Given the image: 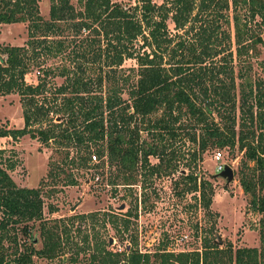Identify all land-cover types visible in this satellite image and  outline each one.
Listing matches in <instances>:
<instances>
[{"label": "trees", "instance_id": "obj_1", "mask_svg": "<svg viewBox=\"0 0 264 264\" xmlns=\"http://www.w3.org/2000/svg\"><path fill=\"white\" fill-rule=\"evenodd\" d=\"M48 1L44 19L38 0H0V23L26 22L27 36L22 45L0 48V95H18L23 121L20 128L0 126V137L27 135L62 151L58 160L48 159L37 186L19 187L7 172L15 159L0 149V249L8 231L19 224L28 235L31 222L38 221L41 240V248L29 242L20 251L15 248L10 259L0 251V264H31L33 255L53 259L60 252L59 233L42 219L43 189L58 182L76 185L77 177L68 169H89L91 152L105 156L113 167L108 184L118 180L131 185L138 171L167 174L177 168L176 157L182 154L172 144L184 140L182 133L192 144L190 163L207 149L241 151L237 182L247 195V209L260 215L259 247H232L229 241L218 246L213 237H203L199 249L172 251L161 245L149 252L137 249L131 236L128 248L111 251L95 233L89 246L84 233L70 262L76 263L78 253L90 247L80 264H264V59L257 62L262 76L251 74L248 59L262 41L264 0H136L132 6L111 0H75L76 5ZM168 21L183 35H171ZM193 25L198 27L187 39L186 29ZM67 29L74 35L86 31L77 43L81 50L74 53L84 62L75 71L41 65L40 56L61 52ZM233 53L240 64L236 71ZM125 59L135 63L129 69L134 77L130 83V76L120 72ZM33 67L36 82L28 83L24 77ZM87 69L94 75L85 74ZM49 76L63 80L54 85ZM149 156L157 162L150 164ZM197 180L193 171L181 175L179 193L198 192L200 204L208 207L210 184ZM129 214L103 213L100 226L106 223L117 234L126 231ZM87 217L98 220L93 212L77 215ZM62 232L68 238L67 229ZM10 240L14 243V236Z\"/></svg>", "mask_w": 264, "mask_h": 264}, {"label": "rangeland", "instance_id": "obj_2", "mask_svg": "<svg viewBox=\"0 0 264 264\" xmlns=\"http://www.w3.org/2000/svg\"><path fill=\"white\" fill-rule=\"evenodd\" d=\"M70 1L76 5L75 0ZM111 1L121 2L126 6L136 4V0ZM152 1L159 4L162 0ZM48 7V0H38V10L44 19L48 18ZM228 13L230 16L231 12L228 11ZM253 23H251V27L255 32L256 27ZM193 26V29H186L187 34L184 36L187 39L193 36L194 30L198 27V25ZM167 29L171 35L176 33L183 35L184 33L183 30L173 29L170 21L167 22ZM228 29L231 34L230 20ZM85 33L86 31L83 30L78 35H74L71 29H67L61 35L64 40L61 52L45 58L40 56L38 61H41V65L55 70L65 66L75 71L76 64L84 62L79 54L74 56V53L81 50L77 43ZM260 37L261 43L256 44L257 54L255 57L248 58L253 76H262L257 62L264 59V32H261ZM26 39V22L0 23V48L3 45H22ZM231 51H234L233 45H231ZM232 57V66L236 71L240 64L234 53ZM87 65L93 67L90 66L91 64ZM120 67V72L123 75L130 76L128 83L134 81L132 72L129 70L130 67H135L134 60L125 59ZM92 70L87 69L85 74L94 75L95 72ZM37 74V68L33 67L25 74L24 78L28 83H35ZM62 80L63 77L60 76H49V83L54 85L60 84ZM122 97H127L126 91H123ZM22 125L21 104L18 95L15 93L0 95V126L20 128ZM180 135H183L184 140L181 142L177 140L172 144L175 152L182 154V157H176L177 168L173 172L147 174V171L142 170L137 172L135 183L131 185L120 184V181L117 180V184L106 186L90 183L87 178L92 181L91 175L98 173L106 181L108 173L114 174L112 166L107 165V168L100 170L97 169V166H92L89 170L71 168L68 171L77 177L76 185L62 186L61 182H58L53 186L44 187L43 191L46 192L42 198V219L45 224L57 230L62 248L53 259L33 255L31 264H80L88 253H91L90 247L84 252L78 253L76 263H71L69 257L74 256L75 245H83L80 237L84 233L88 235L89 246L93 242L90 236L95 233L105 241V248L111 251H121L124 247H128V240L131 236L136 238L137 249L149 252L161 245H165L166 249L172 251L199 249L203 237H213V241L217 244L216 234L221 240V243L217 244L218 246H223L229 241L232 247H259L260 215L247 209V195L242 193L237 182L236 169L241 161V151L236 147L232 151H221L222 158L220 160L229 165L233 171V179L225 184L223 178L214 176L217 162L214 161L213 154L216 149H207L197 154L194 162L190 163L192 144L186 140L185 134ZM0 149H4L5 157L15 159V167L7 172L15 185L19 187L37 186L46 172L48 159L58 160L62 152H56L57 150L52 144L41 145L27 135L16 140L10 137H0ZM73 153L74 151L69 155L71 156ZM148 160L150 164L157 162V159L152 156H149ZM186 163H189L190 166L188 167ZM190 171L196 173L197 181L204 179L209 182L211 192L208 207H202L198 199V192L179 193L180 184L177 183L180 176H184ZM49 189L54 191L48 193ZM51 207L54 210L49 211ZM126 211H130L127 216L130 223L126 231L117 234L106 223L104 226H100L103 213H112L123 217ZM90 212L95 213L97 221L91 222L89 217L77 218V215ZM30 225L28 235L20 232V224L8 231V238L2 241V249H0L6 259L12 257V251L15 248L20 251L23 245L29 242L34 248H41L39 222L33 221ZM63 228L67 229L68 238H65L62 232ZM183 234L187 235V240L179 243L177 239ZM12 236H14V243L10 240ZM109 237L111 238L110 244H108ZM60 259L62 260L60 261Z\"/></svg>", "mask_w": 264, "mask_h": 264}, {"label": "built area", "instance_id": "obj_3", "mask_svg": "<svg viewBox=\"0 0 264 264\" xmlns=\"http://www.w3.org/2000/svg\"><path fill=\"white\" fill-rule=\"evenodd\" d=\"M213 158H214V161H216L217 163L215 164V172H218L222 169L223 167V164L224 162L222 160H220L222 158V153L221 151L219 150H215L214 154H213ZM102 163V166L101 167H97V169H105L107 168V161H106V157L105 156H102V157H98L95 153H90L89 155V159L87 160V164L89 165V167L91 168L92 166H94L95 164H100ZM89 168V169H90ZM88 169V170H89ZM91 178H92V181L90 178H87V180H89V182H94L96 183L97 185H106L108 186L109 184L107 183V180L105 181V179L102 180V177H100L98 175V173H93V175H91ZM187 240V235L186 234H183L181 235L177 241L179 243H181L182 241H185ZM188 250V249H186Z\"/></svg>", "mask_w": 264, "mask_h": 264}, {"label": "water", "instance_id": "obj_4", "mask_svg": "<svg viewBox=\"0 0 264 264\" xmlns=\"http://www.w3.org/2000/svg\"><path fill=\"white\" fill-rule=\"evenodd\" d=\"M214 176H218L221 177L225 180V184H228L232 179H233V171L231 169V167L227 164H223V167L220 171L216 172L214 174ZM120 207H122V205H120ZM216 238H217V244L221 243L220 237L218 234H216ZM111 243V238H108V244ZM128 248V247H126Z\"/></svg>", "mask_w": 264, "mask_h": 264}]
</instances>
